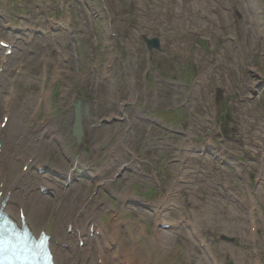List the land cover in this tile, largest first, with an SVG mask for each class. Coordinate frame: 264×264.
Returning a JSON list of instances; mask_svg holds the SVG:
<instances>
[{"label":"rangeland","instance_id":"374dc122","mask_svg":"<svg viewBox=\"0 0 264 264\" xmlns=\"http://www.w3.org/2000/svg\"><path fill=\"white\" fill-rule=\"evenodd\" d=\"M53 11L56 35L45 39L39 22ZM142 35L159 38L160 50L147 52ZM10 39L16 42L10 56L3 58L0 48V64L6 61L0 117L3 98L12 91L15 111H24L29 123L42 87L41 52L58 61L59 68H46L48 84L55 71L65 76L57 91L64 99L55 98L51 107L41 103V121L49 114L57 127L56 141L42 147L50 165H44L45 156L46 170L33 171L35 183L43 177L59 190L45 195L47 208L69 189L77 209L82 189H88L95 197L87 212L98 211L104 233L118 224L123 246L134 244L128 248L137 258L130 264H264V0H0V40ZM130 79L136 99L131 114L93 129L92 123L116 111L111 97L126 100ZM77 98L88 101L92 117L84 119L82 149L69 129ZM32 127L34 138H24L25 149L41 129ZM81 154V167L66 188L63 169ZM21 160H14L17 169ZM100 165L107 171L88 184ZM109 177L112 190L98 186L95 195V185ZM173 183L175 194L161 210L178 224L168 230L154 223L153 209ZM123 193L134 199L120 202ZM102 197L105 205L99 206ZM193 221L202 227L195 230ZM252 223L257 233L250 236ZM156 231L164 232L163 246Z\"/></svg>","mask_w":264,"mask_h":264},{"label":"bare ground","instance_id":"6f19581e","mask_svg":"<svg viewBox=\"0 0 264 264\" xmlns=\"http://www.w3.org/2000/svg\"><path fill=\"white\" fill-rule=\"evenodd\" d=\"M86 78H88L87 73L85 74V79ZM7 99V105L4 106L5 111L1 116L0 127V196L2 194L6 195L7 193H11V195L8 196V199H10L8 200V204H6V212L18 221L20 219V216H23L26 224L35 233L45 230L48 222L51 219L53 220L52 225L49 229V235L51 236L50 248L54 255L55 264H111V262L112 264H126L125 262H132L133 260H135L137 258L134 255L135 249L133 251H129L128 248H133L134 244L127 243V247L123 246V241L122 239H120L119 225L111 223V229H106V233H104V228L101 227V224L98 221V211L93 210L91 213L87 212L89 201L95 197H91L89 191H87L88 189H82L83 200L80 204H78L76 210L74 209V201L72 202L71 200H69L71 193V190L69 189L68 195L67 190L62 189V196L58 194V196H61L59 197L58 204L55 205L54 203L47 208V199L45 196H42L39 193L38 189L40 191L43 188H46L45 190H59L56 189L55 184L49 183L43 177L41 178L40 182L36 184L34 182L36 175L33 173V171L36 169L35 167H37V165L40 166L39 163H41V158L43 156L49 157V153H47L46 155L42 148L43 145L39 146L36 143H34L27 149H25V146L23 147V145L26 144V141L18 138L17 133L18 131H20V134L29 133V137H31L30 128L32 123L24 125V118L26 113L24 114V111H21L20 113L15 111L12 102L13 98L11 99V103L9 101V98ZM47 120L48 121L45 131L46 133H44V137H41V139L42 141H44V139H47L48 137L49 141L52 139L56 141V139L54 138V134L56 133V124L50 117H48ZM49 122L52 123V125H49ZM2 123L4 126L2 125ZM57 139H60L59 136ZM28 154L33 155V160L31 162H24V166H27V168L25 172H22L20 168L17 169V164H15L14 160L16 159V157H26L28 156ZM82 156L83 155L81 154L78 158L73 160L71 159L70 168L67 171L63 169L62 174L65 177H72L71 167H81L83 161ZM33 166H35L34 169H32ZM104 166L105 167L100 165L98 169H96L94 172H91L88 184L95 183L93 181L101 176L99 174H102L103 172L105 173L107 171L108 168L106 169V167L108 165ZM117 166L116 169L117 171H119L121 164L118 163ZM111 179V177L100 179L99 182L95 185V191H97L95 195L100 194L98 186L105 189L109 188V190H112L109 185ZM175 182L176 180L174 181V183ZM174 183L168 199L162 197L154 206V209H156L154 212L156 223L169 224L170 226H173L175 224V222L173 221H167L166 218H164V216L162 215L163 213L161 210L162 208L163 210H165L166 206L164 207V205L166 204L167 200H169V198L174 196L175 194ZM118 197L120 202H124V200L126 201L127 199L132 198L125 193L119 194ZM65 198H67L66 200L68 201L69 207V209H67L65 213L66 217L62 216V213L66 209V203L64 202ZM45 199L46 205H44L43 202ZM97 203L100 205H105L103 197ZM46 209L49 210L47 214L44 213ZM190 224L194 229L196 227L195 230H199V226L198 224L196 225L195 221L191 222ZM201 227L202 225L199 228ZM67 230H70V232H67ZM90 233H94V235L98 234L96 239L99 242L97 240H94L92 242ZM116 234H118V236ZM160 234H164V232L158 231L157 234L158 244H161L163 246L165 242L163 241L164 238H160ZM80 241L84 242L82 247L78 246ZM88 242H92L91 246H88ZM120 242H122L121 246ZM122 256H124L125 261H123ZM129 257L133 259L131 260L129 259Z\"/></svg>","mask_w":264,"mask_h":264},{"label":"water","instance_id":"95a60500","mask_svg":"<svg viewBox=\"0 0 264 264\" xmlns=\"http://www.w3.org/2000/svg\"><path fill=\"white\" fill-rule=\"evenodd\" d=\"M143 40L147 44L148 49L159 48V40L158 39H148L147 37H143ZM83 114L90 118L88 114V107L86 106L85 110L82 112L80 102L75 104L74 114L72 118L71 124V134L76 139L78 145H81L83 139V127H82V116Z\"/></svg>","mask_w":264,"mask_h":264},{"label":"flooded vegetation","instance_id":"af4514ba","mask_svg":"<svg viewBox=\"0 0 264 264\" xmlns=\"http://www.w3.org/2000/svg\"><path fill=\"white\" fill-rule=\"evenodd\" d=\"M129 86H130L129 91H130V92H133V86H132V82H131V80H129ZM128 93H129V92H128Z\"/></svg>","mask_w":264,"mask_h":264}]
</instances>
